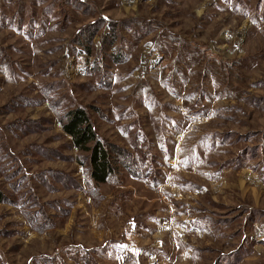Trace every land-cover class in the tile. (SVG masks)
Returning <instances> with one entry per match:
<instances>
[{
  "label": "rangeland",
  "instance_id": "1",
  "mask_svg": "<svg viewBox=\"0 0 264 264\" xmlns=\"http://www.w3.org/2000/svg\"><path fill=\"white\" fill-rule=\"evenodd\" d=\"M0 190V264H264V0H0Z\"/></svg>",
  "mask_w": 264,
  "mask_h": 264
},
{
  "label": "trees",
  "instance_id": "2",
  "mask_svg": "<svg viewBox=\"0 0 264 264\" xmlns=\"http://www.w3.org/2000/svg\"><path fill=\"white\" fill-rule=\"evenodd\" d=\"M62 128L68 132L73 144L81 150L89 151V174L97 183L106 182L115 168L111 151L99 139L90 116L83 107L65 113ZM5 194L0 190V201Z\"/></svg>",
  "mask_w": 264,
  "mask_h": 264
}]
</instances>
